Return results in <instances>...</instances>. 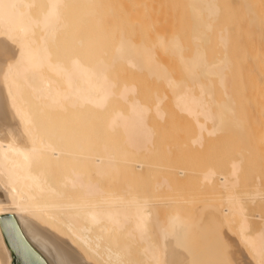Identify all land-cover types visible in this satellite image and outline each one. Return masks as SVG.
Masks as SVG:
<instances>
[{
    "label": "bare ground",
    "instance_id": "obj_1",
    "mask_svg": "<svg viewBox=\"0 0 264 264\" xmlns=\"http://www.w3.org/2000/svg\"><path fill=\"white\" fill-rule=\"evenodd\" d=\"M165 1L0 0V264H264V0Z\"/></svg>",
    "mask_w": 264,
    "mask_h": 264
},
{
    "label": "rangeland",
    "instance_id": "obj_2",
    "mask_svg": "<svg viewBox=\"0 0 264 264\" xmlns=\"http://www.w3.org/2000/svg\"><path fill=\"white\" fill-rule=\"evenodd\" d=\"M164 1H165V0H164ZM170 1H171V0H170ZM165 2H166V1H165ZM167 2H169V0H168ZM162 3H163V0H161V2H160L161 6H162ZM170 3H171V2H170ZM164 4H165V3H164ZM171 4H172V3H171ZM171 4H170V5L168 4L169 7L166 6V4H165V5H164L165 7L163 6L162 8H164V9L167 8L166 10L169 11V9L173 7V6H171ZM172 5H173V4H172ZM170 6H171V7H170ZM164 9H163V10H164ZM170 11H171V10H170ZM167 90H168V89H167ZM169 93H170V91H169ZM169 93H167V95H168ZM169 95H173V94L170 93ZM168 97L170 98V97H172V96H168ZM169 98H168V101H169ZM178 114H179V113H178ZM175 115H176V114H175ZM175 115H174V116H175ZM179 116H180V117H178V118H181V117H182L181 114H179ZM176 117H177V116H176ZM175 119H176V118H175ZM176 120L178 121V120H180V119H176ZM181 121H182V120H180V122H181ZM181 123H182V122H181ZM184 123H185V122H184ZM179 124H180V123H179ZM180 125H181V124H180ZM181 126H184V125H181ZM181 126H180L181 130H180V129H178V130L180 131L179 133L182 135V133H183L182 129H184V128H182ZM178 128H179V127H178ZM186 128H187V129H186ZM189 128L191 129V127H185L186 132H187V130H190ZM178 130L176 129V131H178ZM176 131L174 130L175 133H176ZM181 131H182V132H181ZM174 132H173V133H174ZM186 132H184V133H186ZM192 132H193V131H191V130L188 131V132H187V133H188L187 135H188V136H191V135H192ZM189 133H191V135H189ZM180 134H179V135H180ZM177 135H178V133L175 134L174 136L177 137ZM185 135H186V134H185ZM185 135L183 134L182 136L185 137ZM225 135L227 136V134H225ZM182 136H179V137H178V138H181V140H180L181 142L178 141V143L180 142V147L183 146L184 149H183V148L179 149L180 147H179V146H176L175 149H176V151L179 149L178 152H176L174 149H172V148L174 147V145H175V142H176V145H177V140L174 139V142H172V144H174L173 147H172V145H171V143H170L171 140H172L173 138H171V140H169V141H170L169 143H170V145H171V146H170V149H171L172 152H173V151L176 152V153L174 152V154H175L176 157H177V158H176V157L174 156V154H173L172 156L169 154L171 157L168 158V159L172 160V162H170V163H172L173 166H174L175 164H176L175 167H178V168H179V166H182L183 164H182L181 162H182V160H183V157L186 156L187 159H188V162L191 163L190 165L187 164V165H189L188 167H190V166H191V167L194 166V165H192V164H196L197 166H199V168H198L196 165H195L196 168H193V167H192L193 169H196V171H197L198 169H200V168L202 167V165H203V167H204V166H205V167H206V166L209 167L213 162L216 163V165H217V167H218L217 169H220V170H223V169H224L225 166L223 165V163H225V161L227 160V158L230 156V155H228V157H226V156H227V155H226L227 153H225V152H227V151L229 152V150H227V149H229L228 146L231 145V144L227 141V140H229V139H228L229 136L226 138V137L222 134L221 137H223V138H221V137L219 136V137H220L219 139H218V137H217L216 140L214 139L215 142H214V140H213V141H208V142H210V143H208V145H210V146H207V142H206V144H205L206 147H205V146L197 147V146L193 145V143L190 142L191 140L188 139L187 137H185V140H187V141L185 142V141H184V138H182ZM178 138H177V139H178ZM186 138H187V139H186ZM189 138H190V137H189ZM225 138H226L227 143H226V141H224ZM175 140H176V141H175ZM188 140H189V141H188ZM230 140H231V139H230ZM172 141H173V140H172ZM182 141H183L185 144L182 143ZM187 142H188V143H191L193 146H195V147H193V150H192V148H191L192 145L189 147V148H191V149H189L188 146L186 147V145H188ZM163 143H164V142H163ZM211 143H212V145H211ZM183 144H184L185 146H184ZM225 144H226V145L228 144V145L226 146ZM163 145H167V144L165 143V144H163ZM181 145H182V146H181ZM168 147H169V145H168ZM177 147H178V149H177ZM185 147L188 148V149H189L190 151H192V152L194 151V152L196 153V157H195V155H194V154H195L194 152H193V153H192V152L189 153V150H188V149L186 150ZM196 148H198V150H197ZM165 149H166V148H165ZM167 149H168V148H167ZM195 149H196V150H195ZM225 149H226V151H225ZM185 151H186V153H185ZM196 151H197V152H196ZM168 152H169V151H168ZM168 152H167V154H168ZM223 152H224V153H223ZM169 153H171V152H169ZM181 153H182V154H181ZM183 153L186 154V155H184ZM187 153H188V154H187ZM191 153L193 154V156H192ZM235 153H236V152H235L234 150H232V153H231V151H230L229 154L235 155ZM167 154H166V155H167ZM223 154H224V155H223ZM166 155H164L165 158L168 156V155H167V156H166ZM180 155H181V156H180ZM232 155H231V157H232ZM164 156H163V157H164ZM178 156H179V157H178ZM182 156H183V157H182ZM188 156H189V157H188ZM190 156L192 157V159H193V157H194V160H195V161H192ZM235 156H236V155H235ZM172 157H174V158H172ZM180 157H182V159H181ZM186 157H185L184 159H186ZM175 158H176V159H179V158H180L179 160L181 161L180 163H181L182 165H181L180 163L177 164V163H176L177 161L175 160ZM224 158H225V159H224ZM189 159H190V160H189ZM223 159H224V160H223ZM166 160H167V159H165V162H166ZM174 160H175V161H174ZM222 160H223L224 162H223ZM197 161H198V162H197ZM167 162H168V160H167ZM167 162H166V163H167ZM173 162H174L175 164H174ZM186 162H187L186 160H183V163H184V164H185ZM192 162H193V163H192ZM194 162H195V163H194ZM214 163H213V165L216 166ZM206 164H207V165H206ZM208 164H209V165H208ZM250 164H251V163H250ZM178 165H179V166H178ZM185 165H186V164H185ZM222 165H223V166H222ZM219 166H220V167L222 166L221 168H223V169H221ZM249 166H250V167H249ZM249 166H245V169L248 168V169H249V172H251V171H252V168H253V166H255V164L252 166V168H251V165H249ZM191 167H190V168H191ZM254 168H256V166H255ZM254 168H253V170H255ZM193 169H192V170H193ZM201 169H202V168H201ZM176 170H177V168H176ZM192 170H191V171H192ZM202 170H204V169H202ZM202 170H198V171L201 172ZM250 170H251V171H250ZM194 171H195V170H193L192 172H193V174L195 175L196 173H194ZM247 171H248V170H247ZM247 171H246V173L248 174ZM175 172H176V171H175ZM255 172H256V170H255ZM253 173H254V171L248 174V175H249V178H248V175H246L247 178H248L247 180L250 179V181H251V179L254 178L253 176H251ZM253 175H255V173H254ZM191 177H192V176H191ZM191 177H190V178H191ZM196 177H197V176H196ZM252 177H253V178H252ZM194 179H195V176H194L193 180H191V184L188 183L189 187H186V188H185V190H186V189H187V190H188V189H190V190L192 189L191 191H193V192H195V191L197 190L196 193H193V194H195V196H194L192 193H189L190 191L187 192V195H188V194H192V195H193V199H195V203H196V204L194 203L195 206L192 205V206H193V209H194V207H195V208L198 207L199 204L204 205L205 203L208 202V201H204V200H208V199H212L211 202H214V203H215V202L220 203L218 200H214L215 198L213 199L214 195H213V196L206 195V192L204 193V191H205L204 188L201 189V190H204V191H202V192L199 191V190H200V187H201L202 185L199 187L200 183H199L198 181H194ZM195 180H196V179H195ZM198 180H199V179H198ZM188 181H189V180H188ZM192 181H194V182L192 183ZM189 182H190V181H189ZM196 182H198V183H197L198 186H197V187L195 186V188H193V187L190 188V187L192 186V184H194V183H196ZM186 183H187V182H186ZM248 183H249V182H248ZM248 183H247V184H248ZM197 184H196V185H197ZM186 185H187V184H186ZM190 185H191V186H190ZM248 186H249V187H248ZM248 186H246V187L241 186V187H242L243 191H244V190H250V189H252L251 185H248ZM198 188H199V190H198ZM195 189H196V190H195ZM240 189H241V188H239V190H240ZM242 189H241V190H242ZM241 190H240V191H241ZM182 191H183V190H182ZM198 191H199V192H198ZM243 191H242V192H243ZM175 192H176V191H175ZM177 192H178V191H177ZM180 192H181V191H180ZM178 193H179V192H178ZM182 193H183V192H182ZM184 193H186V192H184ZM197 193H198L199 195H198ZM200 193H201V194L203 193V194H205V195H203V194L201 195ZM175 194H177V193H175ZM207 194H208V193H207ZM200 195L203 196V197H201ZM188 196H189V195H188ZM190 196H191V195H190ZM190 196H189V197H190ZM196 196H199L201 199H198L199 197H196ZM209 196H210V197H209ZM216 196H218V195H216ZM205 198H206V199H205ZM219 198H220V196H219ZM219 198H218V199H219ZM193 199L191 200V198H190L191 202L193 201ZM216 199H217V197H216ZM198 200H199V201H198ZM202 200H203V201H202ZM219 200H220V199H219ZM196 201H197V202H196ZM247 201L249 202L248 199H247ZM199 202H200V203H199ZM185 203H186V202H185ZM188 203H189V202H188ZM188 203H186V204H188ZM209 203H210V200H209L208 204H209ZM214 203H211V204H214ZM217 203H215V204H217ZM186 204H185V206H187V208H186L185 206H184V207H185L186 209H189V208H190L189 206H191V205H186ZM192 204H193V203H192ZM197 204H198V205H197ZM180 205L183 206L184 204H183V205L180 204ZM201 205H199V206H201ZM192 206H191V207H192ZM189 210H192V209L190 208ZM254 211H255V207L252 206V207L250 208V212L254 213ZM254 221H256V218L254 219ZM202 230H204V232H207V233H212L211 231L208 232V229H207V231H205L206 229H202ZM199 232H200V231H198V233H199ZM201 232H202V231H201ZM204 232H202V233H204ZM213 233H214V232H213ZM213 233H212V234H213ZM212 234H211V235H210V234H206V235L204 234V235H205V237H206V236L208 237L207 240H208V239L210 240V236H212ZM197 235H198V234H197ZM200 235H201V233H200ZM208 235H210V236H208ZM202 236H203V235H202ZM205 237H204V239H205ZM197 238H198V237H197ZM199 238H201V237H199ZM211 238H213V237H211ZM201 239H202L203 242H201V241H200V242L203 243V244L200 246V250L202 249V248H201L202 246H203V251H204V250H205V251H206V250H207V251L212 250V249H210V250L207 249L208 247L210 248V246L207 245V244H206L205 247H204V244H205L204 242H205V240H203V238H201ZM199 240H200V239H197V241H199ZM207 240H206V241H207ZM209 240H208V241H209ZM211 241H212V240H211ZM213 241H214V239H213ZM206 246H208V247H206ZM204 248H205V249H204ZM212 248H213V247H212ZM214 248H215V246H214ZM214 248H213V249H214ZM218 248H219V247H218ZM216 250H217V247H216L213 251L215 252ZM213 251H212V252H213ZM215 254H216V253H215ZM215 254H214V256H216ZM218 255H219V254H218ZM218 255H217V257H220V256H218ZM218 264H220V263H218Z\"/></svg>",
    "mask_w": 264,
    "mask_h": 264
},
{
    "label": "water",
    "instance_id": "obj_3",
    "mask_svg": "<svg viewBox=\"0 0 264 264\" xmlns=\"http://www.w3.org/2000/svg\"><path fill=\"white\" fill-rule=\"evenodd\" d=\"M4 228L7 241L14 251V264H40V262L35 259L32 251L28 249L23 240L19 237L9 220L4 222Z\"/></svg>",
    "mask_w": 264,
    "mask_h": 264
}]
</instances>
